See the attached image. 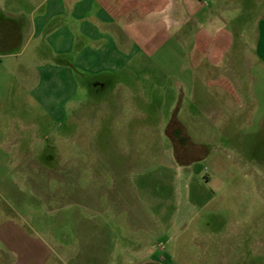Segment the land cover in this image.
Segmentation results:
<instances>
[{"label": "crops", "instance_id": "crops-1", "mask_svg": "<svg viewBox=\"0 0 264 264\" xmlns=\"http://www.w3.org/2000/svg\"><path fill=\"white\" fill-rule=\"evenodd\" d=\"M50 82L74 96L118 90L130 112L128 129L116 131L162 134L173 166L208 157L204 140L190 147L183 138L182 119L219 144L243 131L263 135L262 144L264 0H0V134L13 127L2 126L1 87L14 83L32 96L34 86ZM180 137L186 163L174 150ZM253 138L239 141L247 147ZM13 140L0 138V160L2 151L17 160L23 149ZM108 176L91 177L94 217L72 241L55 240L48 227L37 232L16 209L0 210V264H176L161 245L170 226L163 227L155 195H147L153 203L140 198L128 174ZM175 193L185 196L183 188Z\"/></svg>", "mask_w": 264, "mask_h": 264}, {"label": "rangeland", "instance_id": "rangeland-1", "mask_svg": "<svg viewBox=\"0 0 264 264\" xmlns=\"http://www.w3.org/2000/svg\"><path fill=\"white\" fill-rule=\"evenodd\" d=\"M20 88L14 83L1 87L2 126L13 124L9 133L0 134L1 142L10 134L23 149L17 160L14 151L10 156L1 152L2 212L16 209L37 232L48 227L55 240L66 234L72 241L94 217L88 211L91 177L128 174L140 198L153 203L148 194L155 195L160 203L163 227L170 226L161 245L176 264H264L263 135L238 132L219 144L216 134L182 119L183 138L190 147L204 140L208 157L177 167L164 157L169 143L162 134L116 131L128 129L122 126L130 112L124 101L116 100L118 90L74 96L69 87L63 93L62 86L50 82L34 86L29 96ZM65 111L72 115L65 118ZM241 136L254 138L246 147ZM183 138L173 144L179 161L186 163ZM137 158L140 164L134 168ZM176 188H183L185 196L178 197Z\"/></svg>", "mask_w": 264, "mask_h": 264}]
</instances>
